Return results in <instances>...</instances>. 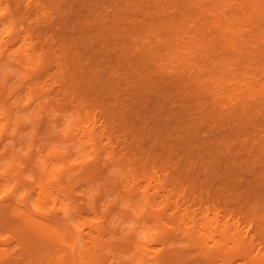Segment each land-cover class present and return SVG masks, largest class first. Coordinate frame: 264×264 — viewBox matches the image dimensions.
Instances as JSON below:
<instances>
[{"label":"rangeland","instance_id":"obj_1","mask_svg":"<svg viewBox=\"0 0 264 264\" xmlns=\"http://www.w3.org/2000/svg\"><path fill=\"white\" fill-rule=\"evenodd\" d=\"M23 1L24 0L22 1L17 0L16 2V0H11V1L7 0L6 2V0H4V3L6 2L5 5L6 6L9 5L8 8L11 5L9 9V11L11 12L10 14H13L14 17H17L18 15L19 18H21V16H23V13H24L25 16H23V18H21L19 21L21 22L24 20V26L22 22H21L22 26L20 25V28H18L19 23L16 24L19 30L18 31L16 28V33L17 34L19 33L20 35L24 33V35L21 36V39H22L20 42L21 46L19 42L18 43L16 42L15 43L16 45L14 44L15 47L14 45H12L13 49L11 48L10 49L11 51L7 50V51H10L9 52L10 56L8 53L4 54V59L9 58L10 60L11 58L12 60V57L14 58V56L16 57V59L14 58L13 61H10V64L4 65L5 66L4 73L6 72L8 73L10 71L9 74L7 73H6L7 75L5 74V77L6 76L9 77V79H7V77L6 79L4 78L5 79L4 81L6 85L9 86V88L7 87L8 89L4 94V98L6 99L4 100V98H2L3 96L1 97V99H3L1 101V105H3L5 102L6 107L9 106L7 109L9 110V113H10V111L12 112V110H14L13 106L17 104V106H15V110L12 112V116L15 117L16 113L18 112L17 115L19 117V114H21L20 112L22 111L24 119L22 118V115H20L19 120L17 119V116L14 118V120L11 119L12 122L10 120L11 122L10 128L8 127L9 119H7L8 125L4 131L2 130L4 119H2V121L0 120V259L3 258L2 261L0 260V264H6L7 261L3 263L4 259L6 258L8 259L7 264L9 263L11 264V262L12 264L13 263L14 264H28V263L34 264L32 263L31 258H29L30 257L29 254L25 256L27 252L26 251L27 247L25 249L24 246L26 245H23V246L19 245V247H16L19 244L21 239L23 240L22 244H24L25 242L22 237L21 238L19 237L20 238L19 240V238H17L18 236H16L20 234V233H17L18 228H19L18 226H20V224H18L19 222H17L18 217H20L22 221L28 220L27 222H29V220L30 221L31 220L40 221L41 224L40 223L39 224L41 225V227L43 226L42 230H44V225L46 226V228H47V225L54 227L53 225L55 223L53 224L51 223L53 222V220L59 223L61 222L60 224L62 225L64 224L65 227H70L71 230L73 226L79 225L80 227L84 228L82 233L83 235L85 234L84 241L85 242L88 241L86 247L88 251H90L89 254H92L94 252H96L99 255L101 254L102 259L105 260V264H122L121 262L113 261L111 257L114 251L118 252L117 250H123V248L124 250H126V252L129 250L128 247L125 248V246L128 244V240L127 238H125L126 235L128 236L129 234L128 231H130V233L132 232L136 233L138 232L137 230H139V233H137L139 236L138 235L137 236L138 238H140V241L144 243L147 248L149 247V249L152 250L153 252L159 251L161 248V245L159 244V240L157 241V244H156L155 240L154 242H152V240L147 239L146 237L148 236L146 234H148L150 231L147 230V227L145 229L143 227V222L144 223L147 222L146 226L151 222L153 226L150 225V228L148 226V229L151 231L155 229L154 231H157L154 226L155 223L152 221H149L150 219L147 220L149 215H145L144 217L147 216L146 218L143 217V219H146V220L142 219L143 221L142 225H141V222H137L139 216H141L140 212L138 211L139 208L137 207L135 208L132 205V202L134 203V201L131 200L128 202L129 196L127 195L126 190L123 191V189H127L126 187L127 185H129L130 187V184H131L130 188H136L135 189L136 191L140 190L139 197L141 196L143 197L145 196L146 193H148L151 196V198L155 200V205H158L159 207V209L157 208L156 212L160 217V221L162 222V226H161L162 228H160V230L164 228L167 233L170 234L172 232L170 239H169L171 244L168 241L169 243L167 245H169V247L166 246L167 248L166 255H167V258H169V261L171 262V264H229V263L231 264H250V262L251 264H256L258 260H262V263L264 264L263 262L264 260V241L262 239L264 238L263 237L264 231L263 233L261 232L262 229L264 230V184H263L264 183V173H263L264 171V152L263 153L261 152V149L264 148V34L262 35L259 34L261 30H264V27L262 29L256 28L252 24L253 22L248 17H245L243 21L236 22L237 26L241 28V30L238 33L239 37L243 36L246 39V41L240 46L242 48L243 54L238 57L232 56L234 54V51L226 49L225 46H222L221 43H217L216 46H213L210 48L209 47H206V48L196 47V48H191L189 50H186V53H181V52L176 53L175 56L171 59L172 61L171 66L168 67V65L165 63V61L167 60V57L165 58V51L167 48L166 43H167L169 34L170 35L173 34L171 36L175 39V41L177 38L180 39L178 41L179 42L178 47L180 46L182 48L183 46H186L187 43L189 44V42L194 44L196 42V40H194V36L196 37L197 33L199 34L201 33V25L206 20L203 17L200 21L195 19L194 17H188L187 25H186L187 29H185L186 31H184L183 28H181L179 25H177L178 27H176L175 25L174 28L166 27L164 29L159 28L155 30V26L153 27V22H154L153 20H155L154 25H156L157 24V14H156L157 11L156 10H158V12H163V10L165 9L167 15H168V12L169 14L171 12L170 15H174V16H176L180 12H183V13L184 11L187 12L188 11L187 6H189L187 3V0L186 1L185 0H174L175 3L174 1L170 0L174 4L169 5L170 6L169 8H166V4L164 3L165 0H159V1L150 0V2H148V0H134V1L132 0V2L131 0H127L128 6H126V0H123V1L122 0H119V1L118 0H107V4L104 2L105 0H93L92 4L96 3V5H98V9H97V6L93 8H89L87 6L88 4L86 0H60V1L56 0V2L55 0H52V2L51 0H39V1L38 0H31V1L27 0L28 2H26V0L24 2ZM195 1L197 2V0H193L191 2L196 3ZM201 1L203 3H207L211 5L213 1L217 2L220 0H201ZM57 2H58V5H57ZM15 3H16V7L14 6ZM24 3H25V11L23 10ZM139 3H140V6H139ZM233 3H236V6L239 8V10L244 11V12L248 11L246 9L247 3L245 2V0H229L228 5L222 6L220 11L225 12L226 16H229L235 10L234 9L235 5ZM121 4H123V6ZM135 4H136V7H134ZM143 4L145 5L143 6ZM157 4L159 7L157 6ZM32 6L34 10L32 9ZM90 9H92V11H89ZM95 9L96 11L94 15L93 13ZM144 9H145V12L143 11ZM231 9H233V11ZM21 10L23 13L21 12ZM44 11L46 13H44ZM115 12H117V14H115ZM142 12L144 13L142 14ZM153 12L155 14H153ZM216 12L214 11L212 14H210V17H213L215 15V19L217 20L220 18H224V17H221L222 15L220 14H219L220 16H218V13L216 14ZM34 13H36V19H35V16H33ZM83 13L84 15H82ZM0 14H1L0 17L2 18L3 14L1 11H0ZM26 14H27V18H26ZM102 14L105 15V17ZM179 15L181 16V14ZM102 16L104 19H102ZM150 16L153 20H150L151 19ZM97 17H99V19H97ZM206 19L209 21L208 18ZM0 21L2 23V26L3 24L5 25V27L9 26L7 25V21H4L2 19ZM106 21H107V24H106ZM113 21H114L115 26L113 25ZM107 26H108V29H107ZM204 26L205 27L203 28L207 29V25H204ZM5 27H2V29L0 30H3V32L6 31ZM8 28L6 29L8 30ZM23 28H24V31H22ZM88 30H90V32ZM137 30L139 34H137ZM147 31H149L150 34L149 32L146 33ZM257 33L259 34V36ZM27 36H28V39L25 40V37L27 38ZM83 36H84V39H83ZM97 37H98V41H97ZM164 38L166 39V41L164 40ZM122 41L124 42V49H123ZM54 42H55V46H54L55 48L53 47L54 52H52V50L50 52L49 50L52 49L51 44L53 46ZM24 43H25V46H24ZM65 44L67 45V47L65 46ZM109 46H111V48H109ZM153 46L157 48V51H156L157 54L156 53L155 55L153 54L151 59L148 58L149 59L148 60L146 59L147 58L146 54L152 50L151 47ZM23 47L26 49L24 50ZM101 47H103V49H101ZM175 47L177 46H174V48ZM18 48L20 49L19 51L16 52ZM86 48H87V51H86ZM130 49H131V52H130ZM148 49L149 51H147ZM55 50H57L56 54H55ZM26 51L29 53L30 57H31L30 55L31 53L34 56L33 59L32 58L30 59V57L28 56L29 57L28 60L30 61V62L28 61V63L26 61V57L28 54V53L26 54ZM37 51H38V54H37ZM78 51L80 52V54L78 53ZM143 52L145 53L143 54ZM18 53H20L19 54L20 57ZM42 53L43 55L45 54V57L42 56ZM140 53H142V55ZM163 53H164V56H163ZM0 55H1V58H3L2 57L3 54L1 53ZM35 56L37 57L35 58ZM183 56H185L186 59L189 61L188 63L185 62V60L183 59ZM57 57H60L59 64H57L58 63ZM42 58H43V63H41ZM126 58H129V60H127ZM34 59L35 61L33 62ZM19 60L23 64H21ZM31 60H32V63H31ZM39 61L42 65L38 63ZM162 63L164 64V66ZM60 64L61 66L63 65V68L60 66ZM156 64L158 65L160 72H159V69L155 66ZM0 65H2V63ZM28 65L30 68L28 67ZM165 65H166L167 72L165 71ZM6 66L7 68L9 66L11 69L8 68L9 71L7 70L5 72ZM136 68H138V70H136ZM56 69L58 70L61 69V70L58 72ZM20 70H22V72H24L25 74L22 73ZM137 71H138V74L136 75ZM15 72L16 74H14ZM18 72L19 74L17 75ZM12 76L13 78H11ZM22 76H25V77L22 78ZM140 76H141V79H140ZM189 76L191 77V80L189 79ZM60 77L64 79L62 80V78ZM20 80H22V82ZM106 80H107V84H106ZM146 80L147 82L145 83ZM194 80L195 82H193ZM14 81H17V82L15 83ZM30 81H32L31 84H30ZM19 82L23 84L19 85ZM10 84H12V86ZM24 85L26 86V88ZM36 85L38 86L36 87ZM135 85L137 88L135 87ZM146 87H148V89H146ZM11 89L13 90L12 91L13 94L12 93L10 94ZM32 89H33V92H32ZM25 91H27V93ZM35 91H37V93L39 92V94L37 95ZM28 93L30 95L29 99L27 98V96H29ZM34 93H35V97L33 95ZM10 95L11 96L13 95V97H11ZM31 95L33 97H31ZM46 95L47 97L49 96L48 99ZM20 96H22V98L24 99L25 104H23L22 102L23 99H21ZM16 97H17V101H16ZM18 97L21 100L18 99ZM35 98L36 99L39 98V99L35 100ZM10 102H12V104L14 103L15 104L12 106ZM44 102L46 105L43 104V106L41 107L42 103ZM19 103H20V107H18ZM47 104L50 106L49 108L47 107ZM50 108H53L55 110L53 111V109H50ZM17 109L21 111L15 112ZM26 109H29V111L27 112ZM30 109H32V111ZM39 109L40 110L42 109V110L39 111ZM80 109H82L81 110L82 112L80 111ZM255 110H259V114L256 115L255 118H253L251 117L252 116L251 112H254ZM24 111L26 114H24ZM47 111L48 113L50 112L48 115L45 114V112ZM30 112L32 113L30 114ZM40 112L41 114L44 113L43 116L39 114ZM230 113H231V116L229 119H227ZM50 114H52L51 115V120L53 119L52 123H51V120L49 119ZM79 114L81 115V117ZM93 114H96L97 117ZM116 114H117V117H116ZM76 115L79 117H76ZM25 116L27 117L25 118ZM83 116H84L85 121L83 119ZM85 116L87 119L85 118ZM91 116H94L95 120L93 119V117L91 119ZM218 116H220L221 118ZM28 117L30 119H28ZM245 117L247 118L245 119ZM88 118L89 120L91 119V125L89 122H86ZM65 119L68 120V121L66 120L67 124L65 123L66 122ZM80 119H82V121ZM99 119L101 120V123ZM242 119L244 120V122ZM257 119L259 121H257ZM92 120H94V122ZM74 121H76L77 125L74 123ZM48 122L49 124L47 125ZM63 122L65 123V126ZM84 122H86L90 126V129H93L94 131L95 129H98L95 132L96 133L95 136L97 135V137H95V140L92 142L88 141L89 137L87 135H86L87 139L84 138L85 133L81 129L82 126L84 125ZM12 123H13V128H12ZM14 123L18 125L16 126L14 125ZM59 123L61 124V126L59 125ZM5 124H7L6 121H5ZM72 124H74V128L72 127L73 126ZM99 125L102 126L101 127L102 132H101V129L98 127ZM69 127L70 129L72 127V129H74L75 132L72 129L70 130ZM75 128H78V129L76 130ZM49 129H50V132H48ZM57 130H58V133H59V130H62V133L60 132L58 134ZM34 131H35V134L33 133ZM238 131L240 132V136H236V133ZM51 132H52V135H49L51 134ZM66 133H69V136L71 134L70 138L69 136L67 137L68 141H67V138L65 137ZM107 134L108 136H106ZM98 135L100 136V140L103 139L101 146H99L100 140H99ZM228 135H229V138H228ZM33 136H35L34 137L35 142L34 140H32ZM110 137H112L113 139L112 138L109 139ZM96 139L97 141H99L98 144H97ZM28 140H30V143ZM55 140L57 143H55ZM31 141L33 142L32 147H30ZM61 141L63 144L61 143ZM71 141L73 142L76 141V142L75 144L71 143L70 145H68L69 147L65 148L64 150L63 148V146H65L64 143L66 144L67 142L68 144ZM111 142L112 143L114 142L113 143L114 145H112ZM189 142H191V144ZM76 143L78 146L76 145ZM92 143H93V147L95 146L94 150L91 145ZM18 144H21V146H18ZM106 144L110 148L112 146V149H110L109 147L108 148L113 153L109 152L108 150L105 151V148H107V146H104V145ZM71 145H72L71 150L73 152L70 151ZM215 145H217V147H215ZM6 146H8L9 148ZM41 146H42V151H45L44 149H47V151H45L44 153L41 152ZM12 147H13L14 154L12 153ZM61 147L63 148L64 152L68 151V148H69L71 155L69 157L70 160L68 159L67 161L68 163L64 164V161L63 162L61 161L62 159L56 160V158H60L58 155H55L56 158H54L55 157L54 155L50 156L49 151L50 152L52 151L63 152L62 149L59 150ZM259 147H262V148H259ZM14 148L16 149L17 154H15ZM89 148H91L92 150ZM33 149H35V151ZM90 150L92 154H94V155H91L94 161L92 160V158L87 161L88 156L90 157V153H91ZM97 150L99 151L97 152ZM101 150H104V152ZM209 151H211V153H209ZM115 152L119 155L118 159L117 158L115 159L116 157V155H114ZM35 153L37 155L36 158H35ZM105 153H106L107 159H103V158H106V156H104ZM108 153L110 154L112 160H110L111 158L108 155ZM11 155H12V158L10 159L11 161L10 162L8 160L11 157ZM20 155L21 157H18ZM122 155H123V158H122ZM33 156H34V159H32ZM42 157H44L46 160H44V158ZM71 157L72 158L76 157V159L78 157V160L80 157L84 159L87 158V159L85 160L80 159L81 161L77 160L78 162L76 161V159L75 161L73 159V162H72ZM16 158L17 160L13 162V160H15ZM125 158H126V161H125ZM102 159L106 162H104ZM242 159H244V161ZM20 160H22V162L21 164L20 163L18 164V161L20 162ZM43 160L45 163L41 162ZM180 160H182V162ZM193 160L195 161V163ZM59 161H61L60 162L61 166H62V163L64 164L63 165L64 168L63 166L61 167L60 164H58ZM209 161H211L212 163ZM1 162L3 163L1 164ZM108 162H110L109 165H108ZM216 162H218L217 163L218 167L211 166V164L216 163ZM8 163H10V165H8ZM22 163H23V167L19 169V166H22ZM202 163H204V165ZM39 164L40 166L42 165L41 166L42 168H40ZM53 164H55L54 166L55 169L56 168L58 170L63 169L62 178H60L61 176H58L56 172L57 169L56 170L54 169ZM11 165H14L13 174L16 177H18L20 173L22 174V177L20 178L25 179V183H24L25 186H23L22 184L23 182L16 186L15 185L16 181L15 180L13 181V179L10 178L11 172H10L9 166ZM16 166L18 167L19 172L15 171L17 170ZM82 166L83 168H81ZM47 167H48V170H47ZM91 167L93 168L91 169V171H89ZM210 168L212 170H210ZM29 169L30 171L28 173ZM202 169L204 171H202ZM250 169L254 170L256 173L254 171H251ZM84 170H86V172ZM218 170L220 173L218 172ZM24 171L26 173L25 175H24ZM82 171L83 173H86L85 174L86 178H88V176L89 177L92 176V179L90 178V180L88 179L86 181L85 177H83L84 174H82ZM87 171H88V174H87ZM30 172H32L33 175L37 176V178L40 175L42 179L43 177L46 178L47 176H50L51 180L55 181L56 183V184L54 183V186L53 184H48L47 189L49 188L50 193L45 191V194L46 193L49 194V195L46 194V198L43 195V199L46 200V203L44 200V205H43L44 211L40 212V214L38 213L39 211H37L34 208V206L32 208L31 206L32 201L30 199L33 197L37 198L38 193H39L38 190L41 191V186L40 185L37 186V185L41 183L37 182V180L34 178V176H32V173ZM55 173L57 174V176L55 175ZM68 174L70 175V177ZM80 174L82 175L83 179L81 178V180L79 181ZM89 174H91V176ZM103 175L105 176L103 177ZM56 177H58L59 179H56ZM112 177H113V180H111ZM103 179H106V180H103ZM16 180L18 181L19 178ZM56 180L58 181V183L56 182ZM97 180H98V184H97ZM255 180L258 182V184L256 183ZM81 181H83V184H81ZM90 181L92 183L91 185H89ZM103 181L104 182L106 181V183L109 182L108 186L105 183H103ZM117 181L120 182L119 187L114 189L112 185L114 182H117ZM34 182L36 185L34 184ZM27 183L28 185L26 186ZM9 184L13 185L12 191L8 189ZM64 184L66 185L64 186ZM95 184L97 185V188ZM102 184H103L104 189L103 187L102 188L100 187ZM93 185L95 187H93ZM124 185L126 186L124 187ZM35 186L37 188H35ZM90 186H92V189L89 188ZM98 186L100 187V190ZM17 187H19V190ZM25 187L28 188L29 196H31L29 197V200L26 202H22V201L19 202V199L13 200V197L22 194V191L20 190ZM44 187H42L43 191H44ZM110 187L112 188L110 189ZM57 188L59 189L57 190ZM64 188L66 189V191H64ZM171 188H174V190ZM5 189L7 193L6 191H4ZM94 189L96 192L94 191ZM54 190L56 192H54ZM111 190L113 192H111ZM141 190L142 191L144 190L143 195L141 193ZM176 190H180V191L176 192ZM14 191L15 192L17 191V192L15 193ZM59 191H60L59 194L60 195L62 194L61 196L59 194H58L59 196H57V192ZM63 191L65 193L64 196H63ZM91 191H92V196H94V198L92 197V199H91ZM98 191L100 192L98 193ZM161 191H162V195H161ZM166 191L168 192L167 194H166ZM169 191H171L170 196L168 195L170 194ZM182 191H184V193H182ZM84 192L85 194H83ZM179 192H180V196H179ZM5 193L7 194V197H5L6 196L4 195ZM89 193H90V196H89ZM122 194H123V197H122ZM83 195L85 197H83ZM95 195H96V198H95ZM159 195L163 199L160 198ZM220 195H221V198H220ZM86 196H89L91 200L89 199V197L86 198ZM98 196L100 197L99 200L102 201V202L100 201V203L97 200ZM124 196L125 197L128 196L126 197L127 199ZM172 196L175 198L176 201L174 200V198H172ZM61 197L63 198L64 201L59 200ZM81 197L84 203H82ZM164 197L166 198V200L164 199ZM122 198L126 199V202H124L125 200L122 201L123 200ZM157 198L160 199V201H157ZM171 198L172 200H174L173 202ZM53 199L54 201H52ZM67 199H68V202H67ZM129 199H131V197ZM69 200H73V201H71L70 203ZM161 200L163 202L167 201L166 206L162 205L163 202ZM261 200H263V202ZM75 201H76L75 204H77L78 206H77V209H74L75 210L74 211L72 209L74 208L73 204ZM87 201L88 203L90 202L91 205L90 203L88 205ZM92 201L93 202L95 201L94 202L95 205L92 204ZM118 201H120L121 203L119 204ZM54 202L56 203V205L54 204ZM137 202L139 201L137 200ZM137 202L135 200V203H134L135 206ZM24 203H27V205H25ZM78 203H80V205ZM176 203L178 204V208L180 206V213L184 214L185 221L183 220V215L179 214V209H177V211L175 209V212H174V207L176 206ZM58 204L60 206H64L65 208L66 207L68 208L67 205L70 204V207L72 208H69V209L72 210L71 211L72 213L70 214V212H66V210L59 211ZM141 204L140 206L143 205ZM168 204L172 206H168ZM174 204L175 206L173 207ZM81 205L83 208L81 207ZM137 206L139 207V203ZM163 206L167 208L166 209L167 213H166L165 207ZM47 207L50 209V211ZM95 207L97 208L95 209ZM130 207H134V209ZM154 207L156 209V206ZM172 207H173V211H172ZM46 208H47V212H46ZM90 208L91 209L93 208V209L91 210ZM160 208L163 210H160ZM183 208L185 209V211L187 210L186 211L187 217H186V214ZM52 210L53 212H51ZM122 211H125L127 212V214L129 213L130 214L128 215V217L124 216L126 214L122 213ZM195 211H196V216L194 217L193 214H195ZM176 212H178L177 215H176ZM42 213H44V215H42ZM16 214H18L19 216L18 215L16 216ZM21 214L23 215L20 216ZM14 215L16 217H13ZM229 215L232 218L228 217V219L230 218V220L228 221L227 216ZM23 216L25 217L27 216L29 217V219ZM178 216H180V220L182 216V222L178 220ZM192 216L194 217L193 219L194 221L196 220V217L197 219H199L197 220V222L199 221L197 225V229L198 227L199 228L203 227L202 226L203 224L204 226H208L207 224L208 218L217 219L219 222V226L222 227V229L226 230L225 239L219 234H218L219 235L218 238L219 240H222L223 238V243L225 240V242H227V244L225 243L227 247L224 246L222 248L223 245L216 246L214 245L215 244L214 241H217L218 239L212 238L213 241H211L210 240L211 238L207 237V239L204 238L206 247L204 246L201 250H198V248H196L195 250L193 245H191L192 243H191L190 238H188L189 236L184 237L182 235L184 230H185L184 235H188L187 230L184 228L188 227L189 225H190L189 227H192V224H190V221L188 220V219L192 220ZM206 216H209V217H206ZM66 218H68L71 221L68 222V219ZM135 218H137V221ZM224 219L226 220V223L230 222V224L232 225L231 228H233L232 231H234V234L233 232H230L231 230L230 227L227 230V226H226L227 224L225 223ZM167 220H168L167 222L168 224H166L165 226L164 223H166ZM186 220L188 221L187 226H186L187 224ZM252 220H254L256 224ZM256 220H258L260 223L257 222ZM10 221L12 224L16 223L18 225L14 224L13 226L10 223ZM92 221H93V225L92 223H90ZM7 222H9L8 226H6ZM169 222L171 224L170 226L174 225V228L173 226L172 227L169 226ZM179 222H180V225H184V222H185V227H182V231H180L179 229V232H178V227H176L177 228L176 230L175 226L177 225L179 226ZM234 222L236 223L235 228H234V224H235ZM248 223L251 224V228H254L253 230L255 233L253 232L252 229H250ZM113 224H116V225L114 226ZM138 224L139 226L140 225L141 226L139 227ZM247 224H248V232L250 233L249 235H245V234H248L247 231L245 232ZM252 224L254 227L252 226ZM119 225L121 226L122 231L119 229L120 228ZM222 225L226 227L224 228ZM240 225H241L240 227L241 229L239 228L240 229L239 239H237L238 234L235 235V229L237 228V226H240ZM260 225L262 226V228L260 227ZM9 226L12 228H10ZM110 226L112 227L113 231H110L111 229L107 228ZM113 226L119 227V228H115L116 229L115 230L113 229L114 228ZM242 226L244 227L246 226V227L243 228ZM14 227L15 228L17 227V230L15 232L16 234H14V230H13ZM103 227H105L106 229L105 228L103 229ZM90 229H91V232L93 230L92 237L90 234ZM118 230H120V234H118ZM160 230L158 229V231ZM86 231H87V234H86ZM94 231H96V233H94ZM100 231L102 233V236H101ZM124 232L126 233L125 235H124ZM257 232L258 234L256 235ZM215 233L217 234V232ZM121 234L124 235V237L122 236L124 238V242L122 241L123 239L120 238ZM242 234L245 236L244 238ZM251 234H252V237H251ZM12 235H15L16 237L15 236L12 237ZM240 236L242 237L240 238ZM249 236H250V239H248ZM260 236H262V238H260ZM46 238L47 240H45L43 242V245L42 244L41 245H42L43 251L45 252L44 253L45 258H46L45 260L48 261L47 264L48 263L50 264L51 261H52V264H58L63 260H67L66 259L67 257L69 258L71 251H70L67 241L65 240L62 241L60 244V248L56 249L53 243L54 239L52 240L51 238L49 240V236H47ZM86 238H89V239H86ZM171 238H173V241ZM251 238H253V240H251ZM63 239H65V237ZM125 239L127 240V242L125 241ZM241 239H242L241 241L242 243L244 241L246 248L244 249L245 252L243 250V254L241 251V256H240L239 249H238L239 247L237 246V243L241 244L240 243ZM208 240L211 241L210 244H209L210 241ZM94 241L97 243H95ZM92 242H94V244ZM44 243L46 244L44 245ZM121 243L123 244V246L121 245ZM124 243H126V245ZM212 243H213V246H212ZM229 243H231L232 247H230L231 245ZM158 244L160 245V247ZM257 244H259V247H261L260 249L257 246ZM260 244H262L263 246H261ZM118 246H120L121 248ZM101 248H103V251L100 250ZM225 248H227L228 251ZM232 249L234 253L232 252V254H230L231 253L230 250ZM262 249H263V254L261 253ZM236 250L238 253L236 252ZM133 253L134 252L130 251L129 254H133ZM249 253H250V256H249ZM135 254H138V252L135 251ZM224 254H227V256ZM233 254H236L237 256L235 255V257H233L234 256ZM47 255H49V257H47ZM257 255L259 258L257 257ZM155 257H156V254H152L150 257H147L143 260H141L139 256L137 258L139 259L138 261L143 262V264H157L155 262L156 260ZM247 257L249 261L247 260ZM249 257H251V259H249ZM20 259L24 263L21 261L19 263ZM83 262L88 263L87 258L84 257ZM88 264H92V263H88ZM93 264H98V263L94 262ZM258 264H260V262Z\"/></svg>","mask_w":264,"mask_h":264},{"label":"bare ground","instance_id":"obj_2","mask_svg":"<svg viewBox=\"0 0 264 264\" xmlns=\"http://www.w3.org/2000/svg\"><path fill=\"white\" fill-rule=\"evenodd\" d=\"M11 1V0H10ZM18 1H22V0H18ZM25 1V0H24ZM23 1V2H24ZM29 1V0H28ZM27 0H26V2H28ZM31 1V0H30ZM39 1V0H38ZM60 1V0H59ZM119 1V0H118ZM123 1V0H122ZM134 1V0H133ZM156 1V0H155ZM159 1V0H158ZM172 1H174V0H172ZM186 1V0H185ZM191 1H193V0H191ZM190 0H187V3H188V5L189 6H187V12H185L184 10H182V11H184V13L183 12H180V13H178L177 15H179V14H181V16L179 15V16H174V15H170L171 14V12H170V14H169V12H168V15L166 14V11H165V9L163 10V12H158V10H156L157 11V24L156 25H154V22H155V20H153L152 18H151V16H150V20H153L154 22H153V27L155 26V30L156 29H159V28H162V29H164V28H166V27H171V28H174L175 27V25H176V27H178L177 25H179L181 28H183V30L184 31H186L185 29H187L186 28V25H187V18L188 17H194L195 19H197V20H201L202 19V17L203 18H205V20L206 21H204L203 23H202V25H201V33L199 34V33H197V36L195 37L194 36V40H196V42L193 44V43H191V42H189V44L187 43V45L186 46H183L182 48L179 46L178 47V41L180 40L179 38H177L176 39V41H175V39L171 36V35H173V34H169V36H168V40H167V48H166V51H165V58L167 57V62L165 61V63L168 65V67L169 66H171V64H172V61H171V59L175 56V54L176 53H186V50H189V49H191V48H196V47H204V48H206V47H213V46H216V44L217 43H221L222 44V46H225V48L226 49H228V50H232V51H234V54L232 55V56H235V57H238V56H240V55H242L243 54V51H242V48L240 47L245 41H246V39H245V37H239V35H238V33H239V31L241 30V28H239L238 26H237V24H236V22H240V21H243V19L245 18V17H248L253 23V25L256 27V28H258V29H262L263 27H264V0H245V2L247 3V6H246V9L248 10L247 12H244V11H241V10H239V8L236 6V3H233L234 5H235V10L233 11V9H231L233 12L229 15V16H226V13L225 12H223V11H220V9L222 8V6H227L228 5V2H229V0H220V1H217V2H215V1H213V3L211 4V5H209V4H207V3H203L201 0H197V2L196 3H194V2H191ZM6 2H7V0H6ZM6 2L4 3V0H0V11L2 12V14H3V17L1 18L0 17V20L2 19V20H4V21H7V25H9L8 27L6 26L5 27V25L3 24V26H2V23H1V21H0V29H2V27H5V30L6 31H4L3 32V30H0V50H1V52H0V54L2 53L3 54V58H1V55H0V64L2 63V65H0V120L2 121V119H4L3 120V125H2V130L4 131L6 128H7V125H8V120L7 119H9V128H10V123L12 122V120L11 119H13L14 120V118L17 116V119L19 120V117H20V115H22V118H23V112L21 111V110H16L15 112H17V111H21L20 113L21 114H19V117H18V115H17V113H16V116L15 117H13L12 116V112L15 110V106H17V104L15 105V106H13L14 104H12V102H10L11 104H12V106L14 107V110H12V112L10 111V113H9V110L7 109L9 106H7L6 107V103L4 102V106L3 105H1V101L3 100V99H1V97L2 98H4V94H5V92L7 91V89L9 88V86H7L6 85V83H5V79H6V77H5V74L7 73L6 71L8 70V68H10L9 66H8V68H7V66H6V69H5V72L6 73H4V68H5V64H10V61H13L14 60V58L16 59V57L14 56V58L12 57V60H11V58H10V60H9V58H7V59H4V54H6V53H8L9 54V56H10V49L12 48V45H14L16 42L18 43L19 42V44H20V46H21V36L22 35H24V33L23 34H17L16 33V28H17V23H19V26H18V28H20V25L22 26V23H23V26H24V20L23 21H21V22H19L20 21V19L21 18H23V16H25L24 15V13L22 12V10H21V12L23 13V16H21V18H19V16L17 15V17H14L13 16V14H10L11 12L9 11V9H10V7H11V5H10V7L8 8V6L9 5H5L6 4ZM16 2H17V0H16ZM22 2V3H23ZM51 2H52V0H51ZM55 2H56V0H55ZM65 2V1H64ZM86 2H87V6L89 7V8H93V7H95V6H97V9H98V5H96V3L94 4H92V2H93V0H86ZM102 2V1H101ZM106 4H107V0H105L104 1ZM131 2H132V0H131ZM148 2H150V0H148ZM9 3V2H8ZM66 3H67V1H66ZM120 3H121V1H120ZM125 3V2H124ZM129 3V2H128ZM138 3V2H137ZM164 3L166 4V8H169L170 6L169 5H173L174 3H175V1H174V3H172L170 0H165L164 1ZM12 4V3H11ZM27 4V3H26ZM31 4H32V2H31ZM106 4H105V6H106ZM154 4V3H153ZM54 5V4H53ZM57 5H58V2H57ZM56 5V6H57ZM122 6H123V4H121ZM145 4H143V6H144ZM186 5V4H185ZM15 7H16V3H15V5H14ZM126 6H128V4H127V0H126ZM139 6H140V3H139ZM157 6H158V4H157ZM156 6V7H157ZM29 7V6H28ZM37 7H38V5H37ZM85 7H86V5H85ZM134 7H136V4H135V6ZM138 7V6H137ZM159 7V6H158ZM62 8V7H61ZM89 8H87V9H89ZM128 8V7H127ZM133 8V7H132ZM148 8V7H147ZM160 8H161V6H160ZM26 9H27V7H26ZM32 9H33V6H32ZM41 9V8H40ZM125 9H126V7H125ZM140 9V8H139ZM150 9V8H149ZM23 10L25 11V3H24V7H23ZM34 10V9H33ZM63 10V9H62ZM148 10V9H147ZM70 11H71V9H70ZM87 11V10H86ZM89 11H92V9H90ZM95 11H96V9L94 10V15H95ZM144 12H145V9L143 10ZM216 12V14L218 13V16H220V15H222L221 17H224V18H220V19H215V15L213 16V17H210V14H212L213 12ZM18 12V11H17ZM16 12V13H17ZM33 12V11H32ZM100 12H101V10H100ZM144 12H142V14L144 13ZM148 12V11H147ZM30 13V12H29ZM44 13H46L45 11H44ZM68 13V12H67ZM72 13V12H71ZM92 13V12H91ZM139 13H141V12H139ZM149 13V12H148ZM28 14V13H27ZM27 14H26V18H27ZM114 14V13H113ZM115 14H117V12H115ZM142 14H141V16H142ZM152 14V13H151ZM153 14H155L154 12H153ZM220 14V15H219ZM1 15V14H0ZM14 15H15V13H14ZM30 15V14H29ZM28 15V16H29ZM31 15H32V13H31ZM45 15V14H44ZM82 15H84V13L82 14ZM98 15V14H97ZM103 15V14H102ZM33 16H35V19H36V13H34V15ZM104 17H105V15H103ZM103 16H102V19H104L103 18ZM116 16V15H115ZM226 16V17H225ZM110 17V16H109ZM149 17V16H148ZM31 18V17H30ZM39 18V17H38ZM45 18H46V16H45ZM108 18V17H107ZM115 18V17H114ZM117 18H118V16H117ZM206 18H208L209 19V21L206 19ZM33 19V18H32ZM79 19V18H78ZM97 19H99V17H97ZM149 19V18H148ZM27 20V19H26ZM30 20V19H29ZM76 20V19H75ZM110 20H111V18H110ZM89 21H91V20H89ZM148 21V20H147ZM88 22V21H87ZM145 22V21H144ZM6 23V22H5ZM21 23V24H20ZM28 23V22H27ZM96 23V22H95ZM78 24H79V22H78ZM100 24H101V22H100ZM106 24H107V21H106ZM122 24V23H121ZM152 24V23H151ZM15 25H16V27H15ZM25 25H26V23H25ZM80 25H81V23H80ZM85 25V24H84ZM113 25L115 26V24H114V21H113ZM123 25V24H122ZM204 25H207V29L206 28H203V27H205ZM96 26H97V24H96ZM6 28H8V30L6 29ZM18 28H17V30H18ZM111 28H112V26H111ZM119 28H121V27H119ZM209 28V29H208ZM26 29V28H25ZM107 29H108V26H107ZM118 29V28H117ZM22 30V29H21ZM75 30V29H74ZM102 30H103V28H102ZM121 30V29H120ZM124 30V29H123ZM144 30H145V28H144ZM175 30H176V28H175ZM19 31V30H18ZM17 31V32H18ZM22 31H24V28H23V30ZM22 31H20V32H22ZM89 32H90V30H88ZM88 31H87V33H88ZM140 31V30H139ZM27 32V31H26ZM149 31H147L146 33H148ZM153 32V31H152ZM30 33V32H29ZM101 33H102V31H101ZM100 33V34H101ZM106 33V32H105ZM115 33V32H114ZM133 33V32H132ZM144 33V32H143ZM142 33V34H143ZM174 33V32H173ZM186 33V32H185ZM188 33V32H187ZM116 34V33H115ZM118 34H120V33H118ZM122 34V33H121ZM134 34V33H133ZM133 34H132V36H133ZM137 34H139L138 33V30H137ZM149 34H150V32H149ZM258 34V33H257ZM259 34L260 35H262V34H264V30H261L260 32H259ZM259 34H258V36H259ZM27 35V34H26ZM76 35H77V33H76ZM85 35V34H84ZM168 35V34H167ZM95 36V35H94ZM100 36V35H99ZM124 36H125V34H124ZM129 36V35H128ZM127 36V37H128ZM140 36H141V34H140ZM139 36V37H140ZM7 39H6V38ZM52 37V36H51ZM112 37V36H111ZM118 37H119V35H118ZM143 37V36H142ZM45 38V37H44ZM48 38H49V36H48ZM94 38V37H93ZM104 38V37H103ZM105 38H106V36H105ZM193 38V37H192ZM26 39H28V36H27V38L25 37V40ZM53 39V38H52ZM83 39H84V36H83ZM108 39H109V37H108ZM120 39H121V37H120ZM128 39V38H127ZM130 39H131V37H130ZM134 39V38H133ZM136 39V38H135ZM189 39V38H188ZM190 39H191V37H190ZM32 40V39H31ZM91 40H92V38H91ZM94 40V39H93ZM112 40V39H111ZM111 40H110V42H111ZM138 40H140V39H138ZM164 40L166 41V39L164 38ZM24 41V40H23ZM90 41V40H89ZM97 41H98V37H97ZM103 41H105V40H103ZM127 41V40H126ZM130 41V40H129ZM137 41V40H136ZM192 41V40H191ZM91 42H93V41H91ZM121 42V41H120ZM123 42V41H122ZM133 42V41H132ZM97 43V42H96ZM103 43V42H102ZM130 43V42H129ZM23 44V43H22ZM54 45L52 46V44H51V47H52V49H50L49 50V48H48V50L51 52V50H52V52H54L53 51V49L55 48L54 46H55V42L53 43ZM123 44V49H124V42L122 43ZM126 44V43H125ZM153 44V43H152ZM16 45V44H15ZM15 45H14V47H15ZM96 45V44H95ZM115 45V44H114ZM19 46V45H18ZM24 46H25V43H24ZM50 46V45H49ZM65 46L67 47V45L65 44ZM113 46V45H112ZM174 46H177V47H175L174 48ZM54 47V48H53ZM64 47V46H63ZM122 47V46H121ZM127 47V46H126ZM157 47V46H156ZM17 48V47H16ZM61 48H62V46H61ZM94 48H95V46H94ZM97 48V47H96ZM109 48H111V46H109ZM119 48V47H118ZM131 48V47H130ZM151 48H152V50H151ZM150 48V52H148L147 54H146V59H148V58H150L151 59V57H152V55L154 54L155 55V53L157 54V48H155V46H153V47H151ZM13 49V48H12ZM19 49L20 48H18L17 50H16V52L17 51H19ZM23 49L25 50L26 48H24L23 47ZM58 49V48H57ZM77 49V48H76ZM101 49H103V47H101ZM121 49V48H120ZM132 49V48H131ZM131 49H130V52H131ZM7 50H10V51H7ZM62 50H63V48H62ZM62 50H61V52H62ZM98 50H99V48H98ZM117 50V49H116ZM133 50V49H132ZM6 51V52H5ZM29 51V50H28ZM39 51V50H38ZM38 51H37V54H38ZM86 51H87V48H86ZM101 51V50H100ZM111 51V50H110ZM126 51H127V49H126ZM147 51H149V49L147 50ZM192 51V50H191ZM5 52V53H4ZM41 52H43V51H41ZM56 52H57V50H55V54H56ZM105 52H106V50H105ZM114 52V51H113ZM13 53H14V51H13ZM28 52L26 51V54H27ZM78 53L80 54V52L78 51ZM127 53H128V51H127ZM145 52H143V54H144ZM11 54H12V52H11ZM20 53H18V55H19ZM78 54V55H79ZM141 55H142V53H140ZM15 55V54H14ZM22 55V54H21ZM31 55V57L29 56V53L27 54V57L29 56L30 57V59L32 58L33 59V54L31 53L30 54ZM53 55V54H52ZM6 56V55H5ZM42 56H44L45 57V54L43 55V53H42ZM137 56H139V55H137ZM163 56H164V53H163ZM19 57H20V55H19ZM19 57H18V59H19ZM21 57H23V56H21ZM26 57V61H27V63H28V59H29V57L27 58ZM37 56H35V58H36ZM47 57V56H46ZM48 57H50V56H48ZM41 58V57H40ZM58 58V63L57 64H59V58L60 57H57ZM57 58H55V59H57ZM48 59V58H47ZM127 60H129V58H126ZM141 59V58H140ZM183 59L185 60V62H189L187 59H186V57L185 56H183ZM131 60V59H130ZM149 60V59H148ZM25 61V62H26ZM35 61V59L33 60V62ZM223 61V60H222ZM19 62L21 63V61L19 60ZM30 62V61H29ZM125 62V61H124ZM141 62V61H140ZM31 63H32V60H31ZM30 63V64H31ZM38 63H40V61L38 62ZM41 63H43V58H42V60H41ZM40 63V64H41ZM45 63H46V61H45ZM17 64H18V62H17ZM16 64V65H17ZM21 64H23V63H21ZM39 64V65H40ZM131 64V63H130ZM143 64H144V62H143ZM155 64V63H154ZM163 64V63H162ZM42 65V64H41ZM127 65H128V63H127ZM11 66V65H10ZM22 66V65H21ZM32 66V65H31ZM60 66H61V64H60ZM157 68H158V65L156 64L155 65ZM163 66H164V64H163ZM191 66V65H190ZM19 67V66H18ZM26 67V66H25ZM28 67H29V65H28ZM41 67H43V66H41ZM57 67V66H56ZM62 68H63V65L61 66ZM132 67V66H131ZM161 67V66H160ZM168 67H167V69H168ZM13 68H14V66H13ZM12 68V69H13ZM30 68V67H29ZM40 68V67H39ZM11 69V68H10ZM24 69H26V68H24ZM159 69V68H158ZM164 69V68H163ZM16 70V69H15ZM58 72L61 70H58V69H56ZM130 70H131V68H130ZM133 70V69H132ZM136 70H138V68H136ZM9 71V70H8ZM21 72H22V70H20ZM30 71V70H29ZM165 71H166V65H165ZM10 72V71H9ZM9 72L7 73V74H9ZM93 72V71H92ZM125 72H126V70H125ZM133 72V71H132ZM159 72H160V69H159ZM167 72V71H166ZM22 73H24V72H22ZM27 73V72H26ZM162 73V72H161ZM6 74V75H7ZM14 74H16V72L14 73ZM19 74V72L17 73V75ZM25 74V73H24ZM29 74V73H28ZM61 74V73H60ZM131 74V73H130ZM129 74V75H130ZM138 74V71H137V73H136V75ZM65 76V75H64ZM86 76V75H85ZM134 76V75H133ZM14 77H15V75H14ZM25 76H22V78H24ZM36 77H38V76H36ZM36 77H34V78H36ZM5 78V79H4ZM11 78H13V76L11 77ZM18 78V77H17ZM21 78V77H20ZM21 78V79H22ZM32 78V77H31ZM60 78H62V77H60ZM71 78V77H70ZM7 79H9V77H7ZM64 78H62V80H63ZM140 79H141V76H140ZM187 79H188V77H187ZM189 79L191 80V77L189 76ZM24 80V79H23ZM56 80V79H55ZM60 80V79H59ZM68 80H69V78H68ZM114 80V79H113ZM199 80V79H198ZM21 82H22V80H20ZM25 81V80H24ZM23 81V82H24ZM65 81V80H64ZM134 81V80H133ZM140 81V80H139ZM165 81V80H164ZM163 81V82H164ZM15 83L17 82V81H14ZM144 82V81H143ZM147 82V80L145 81V83ZM188 82V81H187ZM193 82H195V80L193 81ZM7 83H9V82H7ZM32 83V81H30V84ZM57 83V82H56ZM73 83V82H72ZM104 83V82H103ZM110 83V82H109ZM162 83V82H161ZM199 83V82H198ZM20 84H23V83H20L19 82V85ZM26 84H27V82H26ZM29 84V83H28ZM35 84V83H34ZM62 84V83H61ZM68 84V83H67ZM71 84V83H70ZM69 84V85H70ZM78 84V83H77ZM106 84H107V80H106ZM123 84V83H122ZM139 84H140V82H139ZM144 84V83H143ZM149 84V83H148ZM205 84V83H204ZM11 86H12V84H10ZM33 85V84H32ZM63 85V84H62ZM65 85H66V83H65ZM137 85V84H136ZM136 85H135V87H136ZM10 86V87H11ZM23 86V85H22ZM25 86V85H24ZM35 86V85H34ZM33 86V87H34ZM38 85H36V87H37ZM64 86V85H63ZM8 87V88H7ZM14 87V86H13ZM13 87H12V89H13ZM21 87V86H20ZM32 87V86H31ZM190 87H192V86H190ZM25 88H26V86H25ZM65 88H66V86H65ZM137 88V87H136ZM187 88H188V86H187ZM197 88V87H196ZM11 89V92H10V94L12 93V90ZM16 89V88H15ZM35 89V88H34ZM37 89V88H36ZM39 89V88H38ZM63 89V88H62ZM115 89V88H114ZM146 89H148V87H146ZM10 90V89H9ZM29 91V90H28ZM38 91V90H37ZM37 91H35V93L38 95L39 94V92L37 93ZM162 91V90H161ZM251 91H253V90H251ZM26 93H27V91H25ZM32 92H33V89H32ZM32 92H31V94H32ZM196 92V91H195ZM19 93V92H18ZM35 93L33 94L34 95V97H35ZM40 93H41V91H40ZM13 94V93H12ZM130 94H131V92H130ZM134 94V93H133ZM137 94V93H136ZM9 95V94H8ZM19 95V94H18ZM22 95V94H21ZM28 95H29V93H28ZM42 95H44V94H42ZM6 96V95H5ZM11 96V95H10ZM24 96V95H23ZM160 96H161V94H160ZM11 97H13V95L11 96ZM21 97V99H23L22 98V96H20ZM29 97H30V95L29 96H27V98L29 99ZM31 97H33L32 95H31ZM37 97V96H36ZM45 97V96H44ZM46 97H47V95H46ZM128 97V96H127ZM131 97V96H130ZM26 98V99H27ZM49 98V96L47 97V99ZM136 98V97H135ZM6 98H4V100H5ZM18 99H20L19 97H18ZM20 99V100H21ZM37 99H39V98H37ZM36 98H35V100H37ZM43 99V98H42ZM10 100V99H9ZM14 100V99H13ZM30 100H31V98H30ZM40 100H41V98H40ZM45 100V99H44ZM51 100V99H50ZM16 101H17V97H16ZM26 101V100H25ZM33 101V100H32ZM23 104H25L24 103V99H23ZM30 102V101H29ZM9 103V104H10ZM28 103V102H27ZM31 103V102H30ZM144 103V102H143ZM33 104V103H32ZM43 104H45V102L44 103H42V105H41V107L43 106ZM135 104H136V102H135ZM46 105V104H45ZM49 105H50V103H49ZM48 104H47V107L49 108L50 106H49ZM37 106H38V104H37ZM37 106H36V108H37ZM18 107H20V103H19V105H18ZM47 107H45V108H47ZM52 107V106H51ZM77 107V106H76ZM40 108V107H39ZM80 108H81V106H80ZM258 108V107H257ZM10 109V108H9ZM35 109V108H34ZM50 109H53V108H50ZM77 109V108H76ZM27 110V112L29 111V109H26ZM31 111H32V109H30ZM37 110H38V108H37ZM42 110V109H41ZM40 109H39V111H41ZM47 110V109H46ZM55 109H53V111H54ZM82 109H80V111H81ZM232 110H233V108H232ZM234 110H235V108H234ZM254 110V109H253ZM53 111H52V113H53ZM34 112V111H33ZM35 112H36V110H35ZM43 112V111H42ZM76 112V111H75ZM82 112V111H81ZM218 112V111H217ZM224 112V111H223ZM32 112H30V114H31ZM50 113V112H49ZM48 113V111L47 112H45V114L46 115H48L49 114ZM85 113V112H84ZM239 113V112H238ZM24 114H26L25 113V111H24ZM38 114V113H37ZM39 114H41V112L39 113ZM44 114V113H43ZM43 114H41V116H43ZM250 114V113H249ZM251 114H252V116L251 117H253V118H255L256 117V115H258L259 114V110H255L254 112H251ZM261 114V113H260ZM45 115V116H46ZM51 115L52 114H50V120H51ZM80 115V114H79ZM85 115V114H84ZM93 115H95L96 116V114H93ZM224 115V114H223ZM244 115V114H243ZM35 116H36V114H35ZM39 116V115H38ZM72 116H73V114H72ZM87 116H88V114H87ZM114 116V115H113ZM113 116H112V118H113ZM210 116V115H209ZM230 116H231V113H230V115L227 117V119H229L230 118ZM27 116H25V118H26ZM33 117V116H32ZM76 117H79V116H77L76 115ZM80 117H81V115H80ZM92 117H93V119H94V116H91V119H92ZM97 117V116H96ZM116 117H117V114H116ZM119 117V116H118ZM213 117V116H212ZM218 117H220V116H218ZM251 117H250V119H251ZM37 118V117H36ZM35 118V119H36ZM44 118V117H43ZM48 118V117H47ZM66 118V117H65ZM68 118V117H67ZM85 118H86V116H85ZM207 118H208V116H207ZM221 118V117H220ZM242 118V117H241ZM247 117H245V119H246ZM17 119H15V120H17ZM24 119V118H23ZM23 119H22V121H23ZM28 119H30L29 117H28ZM38 119V118H37ZM74 119V118H73ZM83 119H84V116H83ZM87 119V118H86ZM91 119L89 120V118H88V120H86V122H89L90 123V125H91ZM117 119V118H116ZM234 119V118H233ZM259 119V118H258ZM257 119V121H259ZM10 120H11V122H10ZM34 120V119H33ZM67 119H65V121H66ZM72 120V119H71ZM81 121H82V119H80ZM95 120V119H94ZM94 120H92L93 122H94ZM243 120V119H242ZM5 121L7 122V124H5ZM37 121V120H36ZM40 121H41V119H40ZM46 121V120H45ZM49 121V120H48ZM52 121H53V119L51 120V123H52ZM63 121V120H62ZM68 121V120H67ZM67 121L65 122L66 124H67ZM84 121H85V119H84ZM99 121H100V123H101V120L99 119ZM99 121H98V123H99ZM208 121V120H207ZM206 121V122H207ZM250 121V120H249ZM256 121V120H255ZM35 122V121H34ZM86 122H84V125L82 126V131L85 133V136H84V138L85 139H87L86 138V135L89 137V140L88 141H90V142H92V141H94L95 140V137H97V135L95 136V132H96V130H98V129H95V131L93 130V129H90V126L86 123ZM236 122V121H235ZM243 122H244V120H243ZM20 123V122H19ZM38 123V122H37ZM44 123V122H43ZM42 123V124H43ZM64 123V122H63ZM65 123H64V126H65ZM74 123L76 124V121H74ZM49 124V122L47 123V125ZM70 124H71V122H70ZM94 124V123H93ZM97 124V123H96ZM96 124H95V126H96ZM14 125H18V124H15L14 123ZM59 125L61 126V124L59 123ZM69 125V124H68ZM73 126V128H74V124H72ZM77 125V124H76ZM104 125H105V123H104ZM146 125V124H145ZM242 125H244V124H242ZM70 126V125H69ZM259 126V125H258ZM19 127V126H18ZM54 127V126H53ZM72 127H71V129H72ZM76 127V126H75ZM80 127V126H79ZM100 129H101V125H99L98 126ZM12 128H13V123H12ZM15 128V127H14ZM17 128V127H16ZM37 128V127H36ZM38 128H39V126H38ZM51 128V127H50ZM57 128V127H56ZM91 128H92V126H91ZM106 128V127H105ZM148 128H149V126H148ZM35 129V128H34ZM68 129V128H67ZM66 129V130H67ZM69 129H70V127H69ZM70 129V130H71ZM76 130L78 129V128H75ZM142 129H143V127H142ZM65 130V131H66ZM74 132H75V130L74 129H72ZM146 130V129H145ZM232 130V129H231ZM39 132V131H38ZM40 132H41V130H40ZM48 132H50V129H49V131ZM62 133V130H59V133ZM69 132V131H68ZM101 132H102V129H101ZM100 132V133H101ZM142 132V131H141ZM241 132H242V130H241ZM34 134H35V131L33 132ZM45 133H46V131H45ZM57 133H58V130H57ZM56 133V134H57ZM58 133V134H59ZM105 133V132H104ZM234 133H235V131H234ZM106 134V133H105ZM149 134V133H148ZM233 134V133H232ZM49 135H52V132H51V134H49ZM66 136V138L69 136V133H66L65 134ZM102 135V134H101ZM141 135V134H140ZM219 135V134H218ZM231 135V134H230ZM46 136H48V135H46ZM54 136H55V134H54ZM70 136H71V134H70ZM70 136H69V138H70ZM99 136V135H98ZM106 136H108V134L106 135ZM143 136V135H142ZM235 136V135H234ZM236 136H240V132L238 131L237 133H236ZM245 136V135H244ZM16 137V136H15ZM34 137L35 136H33V139L32 140H34ZM61 138V137H60ZM108 138V137H107ZM112 137H110L109 139H111ZM228 138H229V135H228ZM232 138V137H231ZM57 139V138H56ZM59 139V138H58ZM104 139H105V137H104ZM113 139V138H112ZM116 139V138H115ZM208 139V138H207ZM50 140V139H49ZM52 140H53V138H52ZM66 140V139H65ZM99 140H100V136H99ZM228 140V139H227ZM23 141V140H22ZM29 141V143H30V140H28ZM59 141V140H58ZM67 141H68V138H67ZM87 141V140H86ZM96 141H97V139H96ZM96 141H95V143H96ZM102 141H103V139H101L100 140V145L99 146H101V143H102ZM109 141V140H108ZM116 141V140H115ZM209 141V140H208ZM226 141V140H225ZM234 141V140H233ZM34 142H35V140H34ZM75 142L76 141H71L70 143H68L67 144V142H66V144L64 143V145L65 146H63V148H64V150H65V148H67V147H69L68 145H70L71 143H74L75 144ZM98 142L99 141H97V144H98ZM218 142H219V140H218ZM20 143V142H19ZM22 143V142H21ZM26 143V142H25ZM28 143V144H29ZM55 143H57L56 142V140H55ZM61 143H62V141H61ZM106 143H107V141H106ZM114 143V142H113ZM112 142H111V144L112 145H114ZM190 144H191V142H189ZM254 143V142H253ZM253 143H252V145H253ZM256 143V142H255ZM27 144V145H28ZM32 144H33V142L31 141V146L30 147H32ZM63 144V143H62ZM73 144V145H74ZM103 144H104V142H103ZM208 144H210V143H208ZM17 145V144H16ZM23 145V144H22ZM30 145V144H29ZM67 145V146H66ZM76 145H77V143H76ZM88 145H89V143H88ZM92 145V148H93V150H94V147H93V143L91 144ZM243 145V144H242ZM255 145H257V144H255ZM18 146H21V144H18ZM78 146V145H77ZM104 146H107V144L106 145H104ZM111 146V145H110ZM201 146H202V144H201ZM207 146V145H206ZM261 146V145H260ZM6 147H8V146H6ZM40 147V146H39ZM109 146H107V148H105V151L106 150H108L109 152H111L110 150H109V148H108ZM114 147V146H113ZM215 147H217V145H215ZM4 148V147H3ZM9 148V147H8ZM16 148V147H15ZM14 148V149H15ZM57 148H59V147H57ZM56 148V149H57ZM63 148L61 147L59 150H63ZM71 148H72V145H71V147H70V151H72L71 150ZM188 148V147H187ZM227 148V147H226ZM225 148V149H226ZM245 148V147H244ZM259 148H262V147H259ZM54 149V148H53ZM74 149V148H73ZM89 149H91V148H89ZM110 149H112V146H111V148ZM189 149V148H188ZM214 149V148H213ZM221 149V148H220ZM255 149V148H254ZM257 149H258V147H257ZM6 150V149H5ZM24 150V149H23ZM34 151H35V149H33ZM45 151H47V149H44ZM64 150H63V152H61V151H56V152H54V151H52V152H50L49 151V153H50V156H55V155H58L60 158H56V156L54 157V158H56V160H58V159H62L61 161L63 162L64 161V164L65 163H68L67 161H68V159L70 160V151H69V148H68V151H66V152H64ZM92 150V149H91ZM91 150H90V152H91ZM185 150H186V148H185ZM228 150V149H227ZM3 151V150H2ZM15 151V154H17V152H16V149L14 150ZM32 151V150H31ZM45 151H42V146H41V152H45ZM99 150H97V152H98ZM101 151H103L104 152V150H101ZM113 151H115V150H113ZM188 151V150H187ZM229 151V150H228ZM73 152V151H72ZM94 152V151H93ZM117 152H118V150H117ZM233 152V151H232ZM250 152V151H249ZM261 152L263 153L264 152V148H262L261 149ZM3 153V152H2ZM12 153L14 154V152H13V147H12ZM111 153H113V152H111ZM209 153H211V151H209ZM252 153V152H251ZM4 154V153H3ZM39 154H40V152H39ZM73 154V153H72ZM118 154H119V152H118ZM116 152H115V154L114 155H116V157H115V159L117 158H119V155H118ZM214 154H215V152H214ZM31 155H32V153H31ZM30 155V156H31ZM91 155H94V154H92V152L90 153V157L88 156V159L87 158H85V159H87V161L89 160V159H91L92 157H91ZM108 155L110 156V154L108 153ZM250 155V154H249ZM9 156H10V154H9ZM36 153H35V158H36ZM40 156V155H39ZM104 156H106V153L104 154ZM18 157H21V155L20 156H18ZM97 157H98V155H97ZM112 157H113V155H112ZM121 157V156H120ZM219 157V156H218ZM230 157V156H229ZM12 158V155H11V157L9 158V160L8 161H10V159ZM42 158H44V157H42ZM51 158H53V157H51ZM110 158H111V156H110ZM122 158H123V155H122ZM183 158V157H182ZM192 158V157H191ZM228 158V157H227ZM21 159V158H20ZM28 159V158H27ZM30 159V158H29ZM32 159H34V156H33V158ZM73 159H74V161H75V159H76V157L75 158H72L71 157V160H72V162H73ZM85 160L84 158H82V157H80L79 158V160H78V157H77V159H76V161L78 160V161H81V160ZM103 159H107V156H106V158H103ZM102 159V160H103ZM188 159V158H187ZM187 159H186V161H187ZM212 159V158H211ZM17 160V158L15 159V160H13V162L14 161H16ZM44 160H46L45 158H44ZM44 160L43 161H41L42 163H45L44 162ZM51 160V159H50ZM53 160V159H52ZM55 160V159H54ZM92 160H93V158H92ZM96 160H97V158H96ZM110 160H112V158L110 159ZM114 160V159H113ZM124 160V159H123ZM146 160V159H145ZM204 160H205V158H204ZM243 161H244V159H242ZM241 160V161H242ZM247 160V159H246ZM61 161H59V163L58 164H60V166H61ZM77 161V162H78ZM87 161H85V162H87ZM94 161V160H93ZM104 161V160H103ZM125 161H126V158H125ZM181 162H182V160H180ZM194 161V160H193ZM11 162V161H10ZM21 162H22V160H20V162L18 161V164L20 163L21 164ZM28 162H29V160H28ZM85 162H84V164H85ZM104 162H106V161H104ZM103 162V163H104ZM189 162H190V160H189ZM197 162V161H196ZM209 162H211V161H209ZM262 162H263V160H262ZM3 162H1V164H2ZM32 163V162H31ZM91 163V162H90ZM112 163V162H111ZM121 163V162H120ZM128 163V162H127ZM186 163V162H185ZM194 163H195V161H194ZM212 163V162H211ZM217 163L218 162H216V163H213V164H211V166H217L218 167V165H217ZM246 163H248V162H246ZM47 164V163H46ZM63 163H62V166L64 165ZM77 164H79V163H77ZM83 164V163H82ZM89 164V163H88ZM87 164V165H88ZM105 164V163H104ZM110 164V162H108V165ZM203 165H204V163H202ZM8 165H10V163H8ZM15 165V164H14ZM14 165H11V166H9L10 167V178H12L13 179V181L15 180L16 182H15V185L17 186L18 184H20V183H22L23 184V186H25V179L24 178H20V177H22V174L20 173L19 175H18V177H16L14 174H13V170H14ZM31 165V164H30ZM35 165H36V163H35ZM56 165H57V163H56ZM97 165V164H96ZM206 165H207V163H206ZM39 166H40V164H39ZM42 166V165H41ZM40 166V168H42ZM48 166V165H47ZM55 166V164H53V167ZM61 166V167H62ZM196 166V165H195ZM223 166V165H222ZM230 166V165H229ZM6 167H7V165H6ZM12 167H13V169H12ZM21 167H23V163H22V166H19V169H21ZM36 167V166H35ZM34 167V168H35ZM49 167V166H48ZM48 167H47V170H48ZM97 167V166H96ZM123 167V166H122ZM189 167V166H188ZM194 167V166H193ZM255 167V166H254ZM29 168H31V167H29ZM45 168V167H44ZM63 168H64V166H63ZM79 168H80V166H79ZM81 168H83V166L81 167ZM86 168V167H85ZM93 167H91L90 168V170L89 171H91V169H92ZM190 168V167H189ZM206 168V167H205ZM208 168V167H207ZM222 168V167H221ZM252 168V167H251ZM16 169L17 170H15V171H18L19 172V169H18V167L16 166ZM38 169V168H37ZM54 169H55V167H54ZM57 169V168H56ZM55 169V170H56ZM68 169H69V167H68ZM88 169V168H87ZM44 170V169H43ZM43 170H42V172H43ZM186 170V169H185ZM196 170V169H195ZM210 170H212L211 168H210ZM251 170V169H250ZM25 171H26V169H25ZM25 171H24V175L26 174L25 173ZM29 171H30V169L28 170V173H29ZM62 171H63V169L62 170H58L57 169V174H58V176H61L60 178H62V176H63V174H62ZM66 171V170H65ZM79 171H80V169H79ZM85 172H86V170H84ZM99 171H100V169H99ZM202 171H204L203 169H202ZM206 171V170H205ZM251 171H254V170H251ZM59 172V173H58ZM218 172H219V170H218ZM255 172V171H254ZM8 173V172H7ZM30 173H32V172H30ZM37 173H38V171H37ZM106 173H107V171H106ZM210 173V172H209ZM212 173H213V171H212ZM220 173V172H219ZM222 173H223V171H222ZM256 173V172H255ZM263 173H264V171H263ZM57 174L55 173V175L57 176ZM67 174V173H66ZM82 174H84V176L83 177H85V180L87 181L88 179L90 180V178L92 179V176H91V174H89L91 177H89L88 176V178H86V176H85V174L86 173H83V171H82ZM87 174H88V171H87ZM104 174H105V172H104ZM191 174V173H190ZM203 174V173H202ZM206 174V173H205ZM29 175V174H28ZM28 175H27V177H28ZM40 175V174H39ZM45 175H46V173H45ZM69 175V174H68ZM32 176H34V178L37 180V182H40L41 184H38L37 186H41V191L40 190H38V196H37V198L36 197H33V198H31L30 200L32 201V208H33V206H34V208L37 210V211H39L38 213L40 214V212H42V211H44V207H43V205H44V200L45 199H43V195L45 196V198H46V194H45V191H47V192H49L50 193V191H49V188L47 189V187H48V184H53V186H54V183H55V181H53V180H51V178H50V176H47L46 178L45 177H43V179H42V177H41V175L37 178V176H35V175H33V173H32ZM105 175H103V177H104ZM169 176V175H168ZM242 176V175H241ZM8 177V176H7ZM41 177V178H40ZM53 177V176H52ZM68 177V176H67ZM69 177H70V175H69ZM83 177H82V175L80 174V178H79V181L81 180V178L83 179ZM19 178V180L17 181L16 179H18ZM98 178V177H97ZM101 178H102V176H101ZM116 178V177H115ZM213 178V177H212ZM219 178V177H218ZM28 179V178H27ZM26 179V180H27ZM41 179V180H40ZM53 179V178H52ZM56 179H59L58 177H56ZM117 179V178H116ZM216 179H217V177H216ZM222 179V178H221ZM55 180V179H54ZM103 180H106V179H103ZM111 180H113V177H112V179ZM206 180V179H205ZM259 180V179H258ZM263 180V179H262ZM68 181H70V180H68ZM101 181V180H100ZM229 181H230V179H229ZM256 181V180H255ZM45 182H47V183H45ZM56 182L58 183V181L56 180ZM67 182V181H66ZM65 183V182H64ZM103 183H105L107 186H108V183H106V181L104 182L103 181ZM113 183V182H112ZM225 183V182H224ZM256 183L258 184V182L256 181ZM263 183V182H262ZM13 184H14V182H13ZM34 184H35V182H34ZM46 184V185H45ZM56 184V183H55ZM61 184V183H60ZM69 184H70V182H69ZM81 184H83V181H81ZM92 183H91V181H90V184L89 185H91ZM97 184H98V180H97ZM99 184H101V183H99ZM119 184H120V182H114L113 183V185H112V187L114 188V189H116V188H118L119 187ZM128 184H129V182H128ZM264 184V183H263ZM28 185V183L26 184V186ZM36 185V184H35ZM44 185H45V187H44ZM66 184H64V186H65ZM88 185V186H89ZM127 185V184H126ZM126 185H124V187L126 186ZM10 186H11V188H10ZM52 186V185H51ZM63 186V187H64ZM71 186V185H70ZM95 186H96V188H97V185L95 184ZM94 185H93V187H95ZM240 186V185H239ZM33 187H34V185H33ZM42 187H44V191H43V189H42ZM67 187V186H66ZM72 187V186H71ZM99 187V186H98ZM101 188L103 187V184L100 186ZM100 187H99V190H100ZM112 187H110V189L112 188ZM127 187V189H123V187H122V189H123V191H125L126 190V192H127V195L129 196H126V197H128V202L129 201H134V203H135V200H136V202H137V200L139 201V202H137V204H136V206L134 205V203L132 202V205L136 208H139V212H140V215L141 216H139V218H138V221H137V218H135L136 219V221L137 222H141V225H142V219H143V217L145 216V215H149V217L147 218V220H149V221H152V222H154L155 224H154V226H155V228H156V230L157 231H151V230H149L148 229V226H149V228H150V225L151 226H153L152 224H151V222L146 226V224H147V222H143V227H144V229L147 227V230L148 231H150L148 234H146L148 237H146L147 239H150V240H152V242H154V240L156 241L155 243L157 244V241L159 240V244L161 245V248H160V250L159 251H157V252H153L152 250H150L149 249V247L147 248L146 246H145V244L144 243H142L141 241H140V238H138V234L137 233H139V230H137L138 232H136V233H134V232H132V233H130V231H128L129 232V234H128V236L126 235V237L125 238H127V240H128V244L126 245V243H124L126 246H125V248L126 247H128L129 248V250L126 252V250H124V248H123V250H117L118 252H113V254H112V260L113 261H115V262H121L122 264H137V262H138V264H143V262H140V261H138L139 259L137 258L138 256L141 258V260H143V259H145V258H147V257H150L152 254H156V257H155V262L158 264H171V262L169 261V258H167V255H166V246L167 247H169V245H167L170 241H169V239H170V236H171V234H172V232L169 234V233H167L166 231H165V229L163 228L162 230H160V228H162L161 226H162V222L160 221V217H159V215L157 214V212H156V210H157V208L159 209V207H158V205H155V200H153L152 198H151V196L148 194V193H146L145 194V196H141V197H139V191L140 190H138V191H136L135 189L136 188H130L131 187V184H130V187H129V185H127L126 186ZM13 185H10L9 184V187H8V189L10 190V191H12L13 189ZM18 188V190H19V187H17ZM35 188H37L36 186H35ZM39 188V187H38ZM61 188H62V186H61ZM90 189H92V186H90L89 187ZM88 188V189H89ZM109 188V187H108ZM225 188H226V186H225ZM230 188V187H229ZM29 189H31V188H29ZM55 189H56V187H55ZM59 188H57V190H58ZM103 189H104V187H103ZM109 189V190H110ZM171 189H173L174 190V188H171ZM105 190H106V188H105ZM113 190V189H112ZM111 190V192H113ZM256 190V189H255ZM4 191H6V189L4 190ZM20 191H22V194H20V195H17V196H15V197H13V200L14 199H16V200H18L19 199V202L20 201H22V202H26V201H28L29 200V197H31V196H29V190H28V188L27 187H25V188H23V189H21ZM64 191H66V189L64 188ZM64 191H63V196L65 195V193H64ZM94 191H95V189H94ZM103 191V190H102ZM144 191V190H143ZM143 191L141 190V193H142V195L144 194L143 193ZM177 191H180V190H176V192ZM230 191V190H229ZM237 191H238V189H237ZM9 192V191H8ZM15 192V191H14ZM17 192V191H16ZM15 192V193H16ZM31 192V191H30ZM54 192H56L55 190H54ZM74 192V191H73ZM96 192V191H95ZM100 191H98V193H99ZM126 192H124V193H126ZM149 192H150V190H149ZM157 192V191H156ZM164 192V191H163ZM170 192V194H168L169 196L171 195V191H169ZM175 192V191H174ZM186 192V191H185ZM256 192V191H255ZM6 193H7V191H6ZM4 194V195H6L5 197H7V194ZM13 193V192H12ZM60 191L59 192H57V196H59L60 194ZM168 192L166 191V194H167ZM182 193H184V191H182ZM223 193H224V191H223ZM253 193V192H252ZM260 193V192H259ZM52 194V193H51ZM59 194V195H58ZM83 194H85V192L83 193ZM96 194V193H95ZM151 194V193H150ZM176 194H178V193H176ZM216 194V193H215ZM230 194V193H229ZM16 195V194H15ZM47 195H49V194H47ZM62 195V194H61ZM60 195V196H61ZM80 195V194H79ZM93 195H94V193H93ZM98 195V194H97ZM125 195V194H124ZM146 195H148V196H146ZM161 195H162V191H161ZM9 196H10V194H9ZM8 196V197H9ZM89 196H90V193H89ZM89 196H86V198L87 197H89ZM102 196V195H101ZM119 196V195H118ZM179 196H180V192H179ZM183 196V195H182ZM222 196H223V194H222ZM237 196V195H236ZM255 196V195H254ZM52 197V196H51ZM66 197V196H65ZM83 197H85L84 195H83ZM92 197L94 198V196H92V191H91V199H92ZM122 197H123V194H122ZM125 197V196H124ZM125 197V198H126ZM131 197V199H129ZM159 197H160V195H159ZM166 197V196H165ZM164 197V199L166 200V198ZM174 197H175V195H174ZM173 196H172V198H174ZM216 197V196H215ZM259 197V196H258ZM12 198V197H11ZM36 198V199H35ZM77 198V197H76ZM79 198H80V196H79ZM95 198H96V195H95ZM99 196H98V198H97V200L99 201V203H100V201L101 200H99ZM133 198V199H132ZM141 198V199H140ZM160 198H162V197H160ZM172 198H171V200H172ZM220 198H221V195H220ZM225 198V197H224ZM235 198V197H234ZM33 199V200H32ZM58 199V198H57ZM81 199H82V197H81ZM85 199V198H84ZM89 199H90V197H89ZM90 199V200H91ZM121 199V198H120ZM119 199V200H120ZM123 200L122 201H124V202H126V199H124V198H122ZM163 199V198H162ZM176 199H177V197H176ZM263 199V198H262ZM59 200H62V201H64L63 200V198L61 197ZM77 200V199H76ZM168 200V199H167ZM174 200H175V198H174ZM174 200H172V202L174 201ZM256 200V199H255ZM52 201H54V199L52 200ZM58 201V200H57ZM70 201V203H71V201H73V200H69ZM117 201V200H116ZM154 201V202H153ZM157 201H160V199H158L157 198ZM156 201V202H157ZM162 201V200H161ZM169 201V200H168ZM176 201V200H175ZM178 201V200H177ZM262 202H263V200H261ZM260 201V202H261ZM22 202H21V204H22ZM30 202V201H29ZM67 202H68V199H67ZM95 202V201H94ZM94 202L92 201V204L93 205H95L94 204ZM102 202V201H101ZM119 202V204L121 203L120 201H118ZM163 202V201H162ZM167 202V201H166ZM166 202L164 201L163 202V204L162 205H165L166 206ZM170 202V201H169ZM258 202H259V200H258ZM45 203H46V200H45ZM76 203V201L74 202V208L72 209V210H74V209H77V204H75ZM82 203H84L83 202V199H82ZM87 203H88V201H87ZM90 203V202H89ZM89 203H88V205H89ZM138 203H139V207L137 206L138 205ZM143 205H142V204ZM154 203V204H153ZM158 203V202H157ZM156 203V204H157ZM161 203V202H160ZM165 203V204H164ZM246 203V202H245ZM25 205H27V203H24ZM54 204L56 205V203L54 202ZM79 205H80V203H78ZM131 204V203H130ZM140 204L142 205V206H140ZM59 205V204H58ZM90 205H91V203H90ZM99 205V204H98ZM113 205V204H112ZM127 205H128V203H127ZM245 205V204H244ZM68 206V208L66 207H64V206H60L59 205V211H64V210H66V212H70V214L72 213L71 211V209H69V208H72V207H70V204H68L67 205ZM83 206H85V205H83ZM96 206H97V204H96ZM130 206V205H129ZM154 206H156V209H155V207ZM165 206H163V207H165ZM168 206H172V205H169L168 204ZM175 206V204L173 205V207ZM247 206V205H246ZM61 207V208H60ZM81 207H82V205H81ZM92 207V206H91ZM119 207V206H118ZM134 207H130V208H132V209H134ZM162 207V208H163ZM173 207H172V211H173ZM176 207V208H175ZM174 207V212H175V209H176V211H177V209H179V214L180 215H183V220H184V214H182V213H180V206H179V208H178V204L176 203V206ZM48 208V207H47ZM47 208H46V212H47ZM57 208V207H56ZM65 208V209H64ZM83 208V207H82ZM97 207H95V209H96ZM126 208H127V206H126ZM155 210H154V209ZM169 208V207H168ZM181 208H182V206H181ZM190 208V207H189ZM49 209V208H48ZM68 209H69V211H68ZM91 209V208H90ZM93 209V208H92ZM91 209V210H92ZM164 209V208H163ZM163 209H161L160 208V210H163ZM167 208L165 207V210H166ZM184 209V208H183ZM182 209V210H183ZM185 209H186V207H185ZM185 209H184V211H185ZM188 209V208H187ZM191 209V208H190ZM32 210V209H31ZM54 210H55V208H54ZM81 210V209H80ZM260 210H261V208H260ZM49 211H50V209H49ZM75 211V210H74ZM171 211V210H170ZM184 211H183V213H184ZM187 211V210H186ZM186 211H185V214H186V217H187V213H186ZM51 212H53V210L51 211ZM57 212V211H56ZM55 212V213H56ZM156 212V213H155ZM168 212H169V210H168ZM120 213H121V211H120ZM122 213H124V214H126V215H124V216H127L128 217V215L130 214H127V212H125V211H122ZM149 213V214H148ZM166 213H167V210H166ZM177 213L178 212H176V215H177ZM190 213H191V211H190ZM52 214V213H51ZM54 214V213H53ZM70 214H68V215H70ZM139 214V213H138ZM198 214V213H197ZM256 214V213H255ZM18 214H16V216H17ZM23 214H21L20 216H22ZM42 215H44V213H42ZM46 215H48V214H46ZM57 215H58V213H57ZM63 215V214H62ZM66 215V214H65ZM172 215H173V213H172ZM175 215V216H176ZM189 215V214H188ZM194 215V217L196 216V211H195V214H193ZM15 215L13 216V217H16ZM19 216V215H18ZM75 216H76V214H75ZM162 216V215H161ZM166 216V215H165ZM23 217H25V216H23ZM67 217V216H66ZM69 217V216H68ZM147 217V216H146ZM146 217H144V218H146ZM177 217V216H176ZM189 217V216H188ZM194 217L192 216V220H190V219H188L189 221H190V224H192V227H185V222H184V225H180V222H179V226H180V228H179V226L177 225V226H175V228L176 227H178V232H179V229H180V231H182V227H185L184 229H186L187 230V233H188V235H184V231H183V236L185 237H188V238H190V240H191V245H193V247L195 248V250H196V248H198V250H201L206 244H205V242H204V238H206L207 239V237H209V238H211L210 240L211 241H213L212 240V238L214 239V238H217L218 240L217 241H214L215 242V244L214 245H218V246H222V248L224 247V246H226L225 245V243L227 244V242H225V240H224V243H223V238L225 239V236H226V230H224V229H222V227H220L219 226V222H218V220L217 219H214V218H208V222H207V224H208V226H204V224L202 225L203 227H198V229H197V225H198V222H197V220H199V219H197V217H196V222L193 220L194 219ZM206 217H209V216H206ZM226 217V216H225ZM228 217H230V215L229 216H227V220L229 221L230 220V218H232V217H230L229 219H228ZM20 217H18V220H17V222H19L18 224H20V226H18L19 228H18V231H17V233H20L19 235H16V236H18L17 238H23L24 239V244H22V242H23V240L21 239L20 240V238H19V240H20V242H19V244L16 246V247H19V245L20 246H23V245H26V246H24V248L26 249V247H27V252H26V254H25V256L27 255V254H29L30 255V257L29 258H31V261H32V263H34V264H47V260H45L46 258H45V255H44V251H43V248H42V245H43V242L45 241V240H47V236H49V240L52 238V240H53V243H54V245H55V248L56 249H59L60 248V244H61V242L62 241H67L68 242V245H69V248H70V251H71V254L69 255V258L67 257L66 259L67 260H63V261H61L60 263H58V264H88V263H94V262H96V263H98V264H105V260L104 259H102V255L100 254H97L96 252H94V253H92V254H89L90 253V251H88V249H87V242H85L84 241V236H85V234L83 235V233H82V231L84 230V228H82V227H80L79 225H75V226H73V228H74V230H73V228H72V230L70 229V227H65L64 226V224L62 225V224H60L59 222H57V221H54L53 220V222H51L52 224L53 223H55L53 226L54 227H51V226H49V225H47V228H46V226L44 225V230H42L43 229V226L41 227V223H40V221H36V220H29V222H27L28 220H26V221H22L21 220V218L19 219ZM25 218H27V219H29V217H25ZM24 218V219H25ZM63 218H64V216H63ZM63 218H61V219H63ZM199 218V217H198ZM23 219V220H24ZM51 219H52V217H51ZM50 219V220H51ZM66 219H68V218H66ZM130 219V218H129ZM167 219H169V218H167ZM226 219V218H225ZM224 219V221H225V223H226V220ZM255 219V218H254ZM16 220V219H15ZM20 220V221H19ZM64 220H65V218H64ZM121 220V219H120ZM143 220H146V219H143ZM176 220H177V218H176ZM178 220H180V216H178ZM260 220V219H259ZM69 221H71V220H69L68 219V222ZM90 221V220H89ZM114 221V220H113ZM127 221V220H126ZM181 222H182V216H181V220H180ZM185 221V220H184ZM207 221V220H206ZM220 221V220H219ZM234 221V220H233ZM253 222H254V220H252ZM251 221V222H252ZM257 222H259L258 220H256ZM14 222V221H13ZM63 222V221H62ZM115 222H117V221H115ZM124 222V221H123ZM168 222V220L166 221V223H164L165 224V226H166V224H168L167 223ZM188 221L186 220V223H187ZM202 222V221H201ZM10 223H11V221H10ZM40 223V224H39ZM50 223V224H51ZM90 223H92V225H93V221L92 222H90ZM203 223V222H202ZM201 223V224H202ZM221 223V222H220ZM235 223V222H234ZM233 223V224H234ZM255 223V222H254ZM260 223V222H259ZM8 224H9V222H7V225L6 226H8ZM12 224V223H11ZM14 224H16V223H14ZM14 224H12L13 226H14ZM18 224H16V225H18ZM51 224V225H52ZM72 224V223H71ZM227 225V230L229 229V227L231 228V224H230V222L228 223H226ZM249 224V227H250V229H254V228H251V224L250 223H248ZM248 224H247V227H246V229H245V232L247 231V233L248 234H245V235H249L250 233L248 232ZM256 224V223H255ZM40 225V226H39ZM68 225V224H67ZM114 226L116 225V224H113ZM140 225V226H141ZM171 224H170V222H169V226H170ZM188 225V223L186 224V226ZM225 225V224H224ZM224 225H222L223 227H224ZM235 225H236V223L234 224V228H235ZM95 226V225H94ZM93 226V227H94ZM113 226V227H114ZM138 226H139V224H138ZM139 226V227H140ZM173 226V228H174V225H172ZM172 226H170V227H172ZM201 226V225H200ZM225 226V227H226ZM252 226H253V224H252ZM256 226V225H255ZM10 227V226H9ZM50 227V228H49ZM120 227V228H119ZM119 227H114L113 229H115V228H119L120 230L122 229L121 228V226L119 225ZM208 227V228H207ZM224 227V228H225ZM241 227V225L240 226H237V228L235 229V235H237V239H239V232H240V228ZM243 228H245L244 226H242ZM254 227V226H253ZM259 227V226H258ZM260 227L262 228V226L260 225ZM10 228H12V227H10ZM58 228V229H57ZM96 228V227H95ZM98 228H100V227H98ZM105 227H103V229H104ZM107 228H110L111 230L110 231H113L112 230V227L110 226V227H107ZM152 228V227H151ZM160 230V231H158V229ZM240 228V229H239ZM45 229H47V230H45ZM106 229V228H105ZM168 229H169V227H168ZM249 229V230H250ZM14 234H16L15 232H16V230H17V227L15 228L14 227ZM116 230V229H115ZM120 230H118V234H120ZM125 230V229H124ZM123 230V231H124ZM171 230V229H170ZM176 230H177V228H176ZM233 230V228H231V230H230V232H233V234H234V231H232ZM102 231V230H101ZM101 231H100V233H101ZM107 231V230H106ZM122 231V230H121ZM126 231V230H125ZM136 231V230H135ZM146 231V230H145ZM173 231V230H172ZM224 231V232H223ZM263 229L261 230V232L263 233ZM215 232H217V234L215 233ZM243 232H244V230H243ZM253 232H254V230H253ZM260 232V231H259ZM93 230H92V232H91V229H90V234H91V237L93 236ZM94 233H96V231H94ZM255 233V232H254ZM86 234H87V231H86ZM115 234V233H114ZM126 233L124 232V235H125ZM177 234V233H176ZM221 235L222 237V240H219V238H218V236L219 235ZM230 234V233H229ZM244 234V233H243ZM242 234V235H243ZM258 234V232L256 233V235ZM21 235V236H20ZM83 235V236H82ZM105 235V234H104ZM124 235L123 234H121V236H120V238H122L123 240V242H124ZM138 235V236H137ZM181 235V234H180ZM256 235H255V237H256ZM13 236H15V235H12V237ZM15 236V237H16ZM88 236V235H87ZM101 236H102V233H101ZM115 236V235H114ZM123 236V237H122ZM178 236V235H177ZM216 236V237H215ZM253 236H254V234H253ZM14 237V238H15ZM65 237V239H63ZM173 237V236H172ZM174 237H175V235H174ZM242 236H240V238H241ZM245 236L243 235V238H244ZM251 237H252V234H251ZM259 237V236H258ZM264 237V236H263ZM105 238V237H104ZM119 238V239H120ZM260 238H262V236H260ZM259 238V239H260ZM86 239H89V238H86ZM142 239V238H141ZM172 239V241H173V238H171ZM233 239H234V237H233ZM235 239H236V237H235ZM248 239H250V236L248 237ZM248 239H247V241H248ZM263 239V241H264V238H262ZM127 240L125 239V241L127 242ZM210 240H208V241H210ZM251 240H253V238H251ZM169 241V242H168ZM211 241L209 242V244L211 243ZM242 241V239L240 240V243L241 244H238L237 243V246L239 247L238 249H239V255L241 256V251H242V254H243V250L246 248L245 247V243H244V241H243V243L241 242ZM49 242V241H48ZM95 242V241H94ZM94 242H92L93 244H94ZM161 242V243H160ZM223 244H222V243ZM245 242H246V240H245ZM16 243H18V242H16ZM95 243H97V242H95ZM253 243H254V241H253ZM42 244V245H41ZM46 243H44V245H45ZM158 244V245H159ZM170 244H171V242H170ZM230 245H231V243H229ZM121 245L123 246V244L121 243ZM160 245H159V247H160ZM233 245H234V243H233ZM261 246H263L262 244H260ZM163 246V247H162ZM212 246H213V243H212ZM247 246V245H246ZM249 246H250V244H249ZM257 246L259 247V244H257ZM15 247V246H14ZM15 247V248H16ZM118 247H120V246H118ZM191 247V246H190ZM206 247V246H205ZM227 247V246H226ZM230 247H232V245L230 246ZM235 247V246H234ZM233 247V248H234ZM121 248V247H120ZM151 248V247H150ZM214 248V247H213ZM218 248V247H217ZM261 247H259V249H260ZM215 249V248H214ZM226 250H227V248H225ZM235 249V248H234ZM257 249V248H256ZM258 249V250H259ZM22 250H23V248H22ZM101 251H103V248H101L100 249ZM25 251V250H24ZM130 251H132V252H134L133 254H129L130 253ZM135 251H137L138 252V254H135ZM228 251V250H227ZM231 251V253L230 254H232V252H233V249L232 250H230ZM249 251V250H248ZM129 252V253H128ZM236 252H237V250H236ZM244 252H245V250H244ZM226 253V252H225ZM234 253V252H233ZM238 253V252H237ZM262 254H263V249H262V252H261ZM52 254V253H51ZM51 254H50V256H51ZM129 254V255H128ZM257 254V253H256ZM255 254V255H256ZM91 255V256H90ZM128 255V256H127ZM224 255H226L227 256V254H224ZM234 256L233 257H235V255L236 254H233ZM246 255H247V253H246ZM237 256V255H236ZM249 256H250V253H249ZM260 256H261V254H260ZM47 257H49V255H47ZM84 257L85 258H87V260H88V263H85V262H83V259H84ZM101 257V258H100ZM232 257V256H231ZM257 257H258V255H257ZM4 258H6V257H4ZM28 258V257H27ZM27 258H26V260H27ZM229 258H230V256H229ZM259 258V257H258ZM262 258H263V256H262ZM7 259V258H6ZM6 259H4V261H3V263H5V261H7L6 262V264L8 263V259L6 260ZM52 259V258H51ZM249 259H251V257H249ZM1 261L3 260V258L2 259H0ZM54 260V259H53ZM247 260H248V257H247ZM253 260H254V258H253ZM20 261H21V259L19 260V263H20ZM24 261H25V259H24ZM30 261V262H31ZM49 261H50V259H49ZM249 261V260H248ZM259 262H260V264L262 263V260H258ZM256 262V264H258L259 262ZM17 262V261H16ZM21 262H23V261H21ZM263 262H264V260H263ZM24 263V262H23ZM227 263H228V261H227ZM10 264V263H9ZM11 264H12V262H11ZM14 264V263H13ZM29 264V263H28ZM49 264V263H48ZM50 264H52V261L50 262ZM229 264H231V263H229ZM250 264H251V262H250ZM263 264V263H262Z\"/></svg>","mask_w":264,"mask_h":264}]
</instances>
